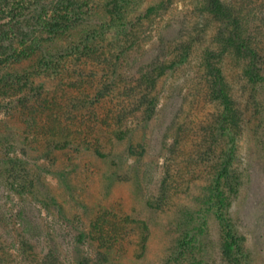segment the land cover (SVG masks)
<instances>
[{"label": "rangeland", "instance_id": "1", "mask_svg": "<svg viewBox=\"0 0 264 264\" xmlns=\"http://www.w3.org/2000/svg\"><path fill=\"white\" fill-rule=\"evenodd\" d=\"M159 2H163V7L145 18L146 7ZM136 15H141V20L132 31L136 40L124 66V75L129 79L136 78L140 66L157 51L161 52L162 44L169 47L188 35L199 20L196 0H137L127 16ZM101 18L100 11L94 15V19ZM213 31L211 26L204 43ZM199 52L197 47L186 62L158 81V102L149 120H144L139 112H125L118 124L103 122L105 110L116 113L119 101L123 107L128 106L122 89L132 80L119 84L112 95L96 105L94 116L85 114L86 108L73 111L77 117L72 121L59 114L73 141L64 149L55 143L46 146L51 131L55 130V139L62 137L58 131L60 124L47 121V113L52 110L43 102L51 98L56 103L52 107L60 110L57 104L63 106L72 97L91 100L104 81V65L85 61V65H77L57 78L41 76L33 84L17 87L18 90H0V244L9 264H40L48 255L56 264H79L83 256L96 259L98 251L108 252V264H171L168 257L179 234L176 222L185 207L197 208V195L207 182L200 171L193 175L183 169V180L178 176L183 159L192 149L187 135L185 146L180 145L182 149L169 162L176 173L168 205L156 210L149 207L148 201L158 191L168 158L165 145L173 140L177 123L190 120L194 125L201 118V103L194 96ZM225 65L235 83L237 64L229 58ZM25 66L7 65L1 73ZM23 96H28L30 103L21 105L18 100ZM52 113L60 112L48 114ZM173 118L175 124L170 130ZM110 127L128 133L127 138L118 141L112 137L110 143L111 137L106 134ZM130 142L142 144L141 156L126 154ZM14 156L25 167L19 171L20 183L26 186L21 193L6 183L11 167L9 158ZM238 165L243 178L231 214L246 237L250 264H264V124L244 130L239 141ZM187 179H191L189 189L183 186ZM98 218L101 226L97 229L102 228L105 237L114 236L111 246H104L99 233L94 234L96 239L87 235L91 223ZM140 221L149 227L144 250L140 247ZM201 242L202 264H224L219 251V226L213 215L207 218Z\"/></svg>", "mask_w": 264, "mask_h": 264}, {"label": "trees", "instance_id": "2", "mask_svg": "<svg viewBox=\"0 0 264 264\" xmlns=\"http://www.w3.org/2000/svg\"><path fill=\"white\" fill-rule=\"evenodd\" d=\"M196 1L199 20L188 35L176 39L169 47L162 44L161 52L157 51L140 66L135 79H129L124 75V66L135 44L132 31L140 23L141 15L132 18L127 15L137 0H0V90H18L17 87L33 84L41 76L57 78L77 65H85V61L104 65V81L96 88L91 100L72 97L63 106L57 104L60 110L52 107L51 98L43 102L46 108L50 107L48 110L60 112L49 115L52 112L49 111L47 121L60 124L58 131L62 137L57 140L55 130L49 131L46 146L55 143L56 147L64 149L73 141L71 133L61 124V116L72 121L77 117L73 111L82 108H86L85 114L94 116L96 105L112 95L125 80H132L122 89L128 106L123 107V102L119 101L116 113L105 110L104 124L120 123L125 112H139L144 120L151 119L158 102L155 94L158 81L186 62L199 47V75L194 96L201 103V118L194 125L190 120L177 123L173 140L165 145L168 158L158 191L149 199L148 205L156 210L168 205L176 173L169 162L176 158L179 146H185L187 135L192 149L183 159L184 165L179 168L182 170H178V176L183 180V169L193 175L200 171L207 182L197 195V208L185 207L181 211L175 225L179 234L168 260L171 264H202L201 235L207 228L208 216L213 215L219 226V251L224 264H250L246 237L238 230L230 208L240 192L243 178L238 165L239 141L247 126L258 128L264 124V0ZM162 7L163 2L149 5L143 16L148 18ZM99 11L102 18L94 19ZM211 26L214 27L213 34L204 43ZM229 58L237 64L235 83L229 78L225 65ZM24 63L26 66L21 70L14 68L1 73L7 65L13 68V65ZM18 101L21 105L30 103L28 96ZM173 124L174 118L170 130ZM106 134L111 137L110 143L128 135L111 127ZM143 151L142 144L136 146L130 142L126 154L141 156ZM94 152L102 154L98 149ZM8 163L11 167L6 183L21 193L26 189L19 180L24 163L15 156L9 158ZM190 182L191 179H187L183 186L189 189ZM100 220L91 223L87 235L96 239L94 234L99 233L98 238L104 246H111L110 240L114 236L105 237L103 229H97L101 226ZM140 223V247L144 250L149 227L144 221ZM5 253L0 244V264H9ZM54 260L48 255L40 264H56ZM108 262L107 251H98L96 259L83 256L78 261L79 264Z\"/></svg>", "mask_w": 264, "mask_h": 264}]
</instances>
